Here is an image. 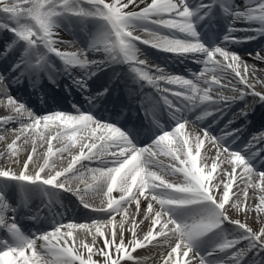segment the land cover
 I'll return each mask as SVG.
<instances>
[{
  "label": "snow or ice",
  "instance_id": "1",
  "mask_svg": "<svg viewBox=\"0 0 264 264\" xmlns=\"http://www.w3.org/2000/svg\"><path fill=\"white\" fill-rule=\"evenodd\" d=\"M218 3L225 14L233 16L234 22L243 20L258 24L252 31L264 35V0H254V5H246L244 10L239 6L229 8L220 3V0H210L207 4L200 0L195 9L188 5L187 0H151L150 3L146 0H0V13L7 14V19L13 22L11 26L0 23V29L11 31L24 46L21 59L13 66V71H47L52 68L46 58L51 53L60 58L65 71L80 67L84 69L87 78L95 75L90 69L93 66L99 67L104 61H89L84 55L89 49H84L82 53L61 51L58 45L68 42L53 38L57 35L56 18L72 15L103 22L104 31L93 41L90 48L106 53V61L129 64L131 71L140 80L147 81L158 90L157 82L161 80L168 84H177L183 89L161 90L178 98L179 103L173 105L165 97L169 109L174 108L177 113L174 116L175 127L171 131H162L152 144L138 147L119 127L97 121L75 105L74 113L57 111L37 116L13 97L6 85L0 87V104L6 100V107L13 112V115L0 117V133H16L15 138L7 143V150L0 152V159L18 157L20 146L17 142L23 138V143L27 144L29 135L36 134L32 136V154L27 156L19 171L12 167H0V182H15L14 185L22 186L26 192L35 189L46 196L55 194V191H48L49 189L71 191L85 208L108 214L106 219H95L91 223L58 222L51 230L37 232L29 237L23 235L16 222V209L0 188V229H5L10 234V238H0V264H121L122 260L140 264V258L131 253L151 245L153 241H156L154 247L163 249V264H216L208 257L217 252L225 254L219 264H243L244 257L249 252L258 254L259 251H264V221H261L260 229L254 231L247 224L232 220L227 214L229 209L226 208L231 193L237 197L232 206L237 211L242 210L240 194L232 192L239 178L244 182L241 193L245 202L248 199L247 188L256 187L261 193L256 211H264V172L254 173L255 167L248 157L223 145L222 150L227 153L223 161H220L218 152L216 161L210 167L206 163H198L202 159V141L199 136L195 137L194 153L190 136L185 131L188 121L180 115L190 110L189 105L195 107L197 100L210 105L228 106L245 99L246 96H252L257 98V103H264V89L257 91L256 84L249 80L250 76H256V83L264 85V79L259 78V73H264V69L250 66L227 47L231 43L240 42L231 36L236 29L229 27V35L223 41L224 46L208 47L199 39L193 18L204 19ZM84 4L89 7L85 8ZM140 5L144 7L141 8ZM137 22L156 25L175 35H163L146 28L137 30ZM138 31L146 36L135 34ZM176 33L183 36H177ZM255 38L246 37L245 41ZM137 41L202 64L203 69L193 75L196 81H201L206 87L201 88L193 79L166 74L158 67L155 68L158 75H150L148 64L138 57L135 47ZM6 54L7 48L0 53ZM252 59L264 63V55L260 52ZM4 80L5 77L0 74V85H3ZM233 80L244 85V88L237 87V84L232 83ZM74 83L82 89L87 88L85 78L77 77ZM225 89L233 95H223ZM214 90L220 94L213 97ZM242 114L247 113L242 111ZM12 123L19 124V129L9 127ZM205 136H208L206 129ZM209 138L215 142L214 137ZM37 139L47 144L42 165L33 158ZM253 139L264 140V134ZM0 140H5V137L0 135ZM53 141L61 143L63 147L54 152ZM77 146L79 154L71 155L66 167L53 172L56 164L50 163L49 158L57 153L61 156L66 152L71 154L70 150ZM261 151L264 149H257L253 157L258 156ZM160 156L167 157L173 163L163 164L159 160ZM82 161H98V166L90 167L82 164ZM19 163L18 159H13V164ZM218 163L228 164L229 167L218 170ZM30 164H35L38 170L29 171ZM78 164L80 168L76 167ZM46 169L47 174L42 176L41 173H45ZM177 174L183 179L173 182L166 178ZM214 174L217 178L215 185L212 184ZM254 174L259 177V183H253ZM73 180L78 181L75 189L71 187ZM79 184H84L85 187L81 189ZM221 184L222 192L217 195L214 189H220ZM114 192L120 194L119 198L113 196ZM87 196L100 197V206L90 204L85 199ZM141 198L147 202L143 221L149 222V230L142 238L138 236L136 228L143 221L138 222L135 214L128 211V206L135 203L136 214H139ZM176 210L187 211L192 215L185 221L177 220L173 215ZM243 210H251V207L245 204ZM7 213H12L11 217L6 218ZM117 215L121 217L118 224L115 220ZM129 217L132 225L131 237L126 241L124 225L129 222ZM226 223L233 225L237 234L224 236L212 250L202 254L198 250L197 242L209 233L217 230L223 232V225ZM109 226L112 229L110 234L107 233ZM62 229L67 231L62 232ZM78 231L90 235L91 242L81 239L80 247L77 248V237L74 233ZM98 237L103 238V246L98 245ZM37 240L44 241L40 245L43 252L38 250ZM242 241L248 242L244 248L235 252L228 251L236 248ZM80 248L87 250L86 257ZM93 255H99L101 259L94 261Z\"/></svg>",
  "mask_w": 264,
  "mask_h": 264
},
{
  "label": "bare ground",
  "instance_id": "2",
  "mask_svg": "<svg viewBox=\"0 0 264 264\" xmlns=\"http://www.w3.org/2000/svg\"><path fill=\"white\" fill-rule=\"evenodd\" d=\"M146 2L150 3L151 0H146ZM254 0H242V2H240V4H238L239 8L241 10H244L245 6L248 5L250 6V3H253ZM85 8L89 7L87 4L83 5ZM141 8L144 7V5H140ZM137 11H139V9H136ZM5 20L8 21L7 19V14L4 13H0V23H4ZM80 20H84L85 23H87L88 25H90L91 27H89L90 29H92L91 24L95 25L96 27H99L97 31V33L99 34V36L102 34V32L104 31V24L102 21L100 20H96V19H91V18H83V17H76V16H71V15H62L60 17H57L55 20V23L57 25L56 31L60 34V36L63 38V36L65 35L63 31V25L65 26V24H76L77 22H81ZM9 24V23H8ZM12 25V24H10ZM62 30V31H61ZM60 36L57 34L56 36H54V39H58L60 41H65L62 40L60 38ZM9 37L6 36V34L1 32L0 29V47L2 46V44L6 43L8 44L9 41ZM66 42V41H65ZM67 45V43H62L59 44L58 47L60 46H65ZM64 51L69 52V50L64 49ZM262 55H264V53H261ZM17 57V52H10L9 55H7V58H5L8 61V64H10L11 66H14L15 63L11 62V59H16ZM251 55H244L241 58L244 61H247V63L251 66V65H255L258 69H264V63L260 62V61H256L254 59H252ZM259 78L260 79H264V73H259ZM256 76H250L249 80L251 83L256 84V90L260 91L262 89H264V85L261 84H257L256 83ZM232 83L237 84V82L235 80L232 81ZM239 85V88H244V85L242 84H237ZM260 89V90H258ZM247 97V101H252L255 98L252 96H246ZM245 97V98H246ZM264 104V103H262ZM8 113V115H13V112L6 107V100L4 101V103L0 104V117H5V114ZM257 117L264 122V110L263 109H259L258 113H257ZM9 127L11 128H16L19 129V124L16 123H12L9 125ZM190 136V142L192 143L193 146V152L195 153V137L199 136L198 134H196L195 132H187ZM47 135V133H45ZM0 135H3L5 137V140H0V152H5L7 150V143H10L12 141V139L15 138L16 133L13 132H4V133H0ZM36 135L35 133H32L29 135V142L27 144L23 143V138L21 141H18V145L19 147V155L18 157L12 158V159H0V167H12L14 170L19 171L20 170V166L21 164L27 159V156L29 154H32V136ZM200 137V136H199ZM202 144L205 146L206 149H208L211 144H206L203 139L200 137ZM201 144V146H202ZM63 147V145L57 141H53V151L56 152V150L58 148ZM87 151V150H85ZM47 152V144L44 142H41L37 139L36 141V152L33 155L34 161H39V163L42 165L43 163V158L45 153ZM71 154L69 153H64L62 156L57 153L56 155L50 157V163H55L56 164V169L53 170V172L55 170H58L61 167H66L68 165V163L71 160V155H77L79 154V147L77 146L76 148H72L70 150ZM200 154H201V158L198 163H200L201 165L203 164H207L209 167L211 166V164L216 161L217 158V153H215L213 156L209 154L208 151L204 150V152H201L200 149ZM227 156V155H226ZM224 155L220 154V161L224 160ZM13 159H18L20 161L19 164H13ZM108 159V157H107ZM110 159V158H109ZM94 162L96 161H92L89 162L88 161V165L90 167H94ZM82 164L86 165V161H82ZM77 168H80V165H76ZM229 167L228 164L225 163H218V170L220 169H224ZM33 169H36L35 164H30L29 165V171H33ZM47 169L45 171V173H42L43 175L47 174ZM86 171V170H85ZM237 172H240V169H237ZM177 180H182L183 177L180 174L176 175ZM63 179V177L61 178ZM90 179V178H89ZM224 179L226 180L227 177H224ZM253 183H259V177L256 176L255 174L252 177ZM15 182H10L5 184L4 182H0V188H2L4 190V192L6 193L7 196L9 197H15L18 193H19V189H17L16 185H14ZM217 183V178L214 174V179L212 181V184L215 185ZM78 186V181L73 180L71 182V187L73 189H75ZM79 187L82 189L85 187L84 184H79ZM244 187V182L243 180L237 178L233 188H232V192H235L237 194H240V201H241V209L240 211H237V209L235 207H233V202L236 201L237 197L235 195H231L230 193V200L229 203L226 205V208L229 209L228 211V215L230 216V218L232 220H239L242 223L247 224L249 227H251L254 231H258L260 229V227L262 226L261 221H264V211L261 212H257L256 211V205L259 204V195L261 194L259 192V189L256 187H252L249 186L247 188L248 191V199L245 202L244 197L241 193V189ZM223 189V185L221 184L220 189H214V192H216L217 195H219L222 192ZM23 192L25 191L24 188H22ZM35 189L31 190V191H25L28 195L34 194ZM48 191H51V189H49ZM119 193L114 192L113 196L116 198H119ZM89 199H93L94 197L92 196H87ZM89 199H87L89 201L90 204H95L96 206H100V201L101 198L100 197H95L96 200L94 201H90ZM146 204L147 202L143 200V198H141V211L139 214H136V205L135 203L131 204L130 206H128V211L129 213L135 214V219L140 222L143 221V212L144 209L146 208ZM245 204H247L248 206L251 207V210L245 211L243 210ZM106 207V199H105V205ZM156 207L158 208L159 205H156ZM192 215V213H191ZM108 216L107 212H101L97 215H95L94 218H90V219H86L84 220L85 222L91 223L93 220L95 219H106ZM121 217L119 215L116 216L115 220L118 224V222L120 221ZM129 222H126L124 225V235H125V240L127 241L130 237H131V217L128 218ZM186 220V219H185ZM184 220V221H185ZM111 226H109V228L107 229V233L110 234L111 232ZM117 230H119L117 228ZM149 230V222L148 221H143L142 223H139V227L136 228V231L138 233V236L140 238H142L146 232ZM67 231V229H62V232ZM237 234V230L234 228L233 225L231 224H224L223 225V232H220L219 230H217L216 232L213 233H209L208 235L202 237L200 239L201 243H203V248H200V252L203 254L204 251L207 250H211L217 243H219L221 241V239L224 236H229V235H235ZM74 235L77 237V243H76V247L79 248V241L81 239H84L85 242L90 243L92 237L90 235H86L83 231H78L76 233H74ZM158 239H163V238H158ZM37 248L39 251L43 252V249L40 248V245H42L44 243L43 242H37ZM69 243L71 244L72 241H69ZM97 243L100 246H103V238L98 237L97 238ZM247 241H242L241 243H239L236 248L230 249L228 251L230 252H235L238 249L244 248L247 245ZM156 244V241H153L151 245L147 246V247H142L137 249L135 252H132L131 254L134 257H138L140 258V264H163L162 261V252L163 249L160 247H154L153 245ZM166 247V246H165ZM80 250L84 253L85 257L88 255L87 250L86 249H82L80 248ZM95 251V248H94ZM224 253H216L215 257H208V259H213V258H223L224 257ZM115 258V255H114ZM101 257L99 255H93V260H100ZM262 262H264V251H259L258 254L256 252H249L245 257H244V261L243 264H262ZM121 264H133V261H121Z\"/></svg>",
  "mask_w": 264,
  "mask_h": 264
}]
</instances>
